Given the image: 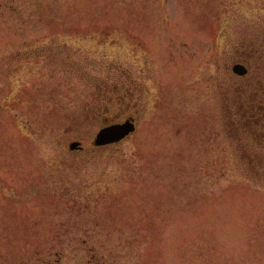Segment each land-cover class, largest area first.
I'll use <instances>...</instances> for the list:
<instances>
[{"label":"rangeland","instance_id":"374dc122","mask_svg":"<svg viewBox=\"0 0 264 264\" xmlns=\"http://www.w3.org/2000/svg\"><path fill=\"white\" fill-rule=\"evenodd\" d=\"M263 27L264 0H0V264H264L226 128Z\"/></svg>","mask_w":264,"mask_h":264},{"label":"trees","instance_id":"16d2710c","mask_svg":"<svg viewBox=\"0 0 264 264\" xmlns=\"http://www.w3.org/2000/svg\"><path fill=\"white\" fill-rule=\"evenodd\" d=\"M258 40L261 45H264V27L257 30L255 38L252 40L253 46L244 57L246 62L249 61L251 67L246 77L249 73L253 74L252 68L256 67L254 81L245 82L249 85H245L239 93H236L234 107L230 109L226 128L229 138L235 143V152L246 173L255 180L263 181L264 79L262 77L264 74L260 76L256 72L258 67H264V49L262 48L263 53L261 54ZM78 242L80 247L77 250L86 255L87 261L81 259L77 264H110L105 259L102 247L90 244L87 240H78Z\"/></svg>","mask_w":264,"mask_h":264},{"label":"water","instance_id":"95a60500","mask_svg":"<svg viewBox=\"0 0 264 264\" xmlns=\"http://www.w3.org/2000/svg\"><path fill=\"white\" fill-rule=\"evenodd\" d=\"M233 70L235 73L240 75H244L246 73L244 67L241 65H236ZM135 130L136 125L133 120H127L125 123H118L104 127L97 133L94 145L105 146L120 142ZM69 148L71 151L81 149V142L74 141L70 143Z\"/></svg>","mask_w":264,"mask_h":264}]
</instances>
